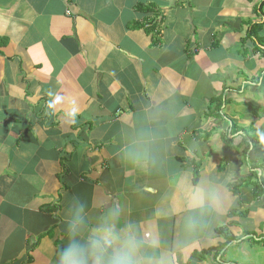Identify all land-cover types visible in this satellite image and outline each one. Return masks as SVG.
Wrapping results in <instances>:
<instances>
[{
    "label": "crops",
    "instance_id": "1",
    "mask_svg": "<svg viewBox=\"0 0 264 264\" xmlns=\"http://www.w3.org/2000/svg\"><path fill=\"white\" fill-rule=\"evenodd\" d=\"M261 132L264 0H0V264L78 206L140 264H264Z\"/></svg>",
    "mask_w": 264,
    "mask_h": 264
},
{
    "label": "clouds",
    "instance_id": "2",
    "mask_svg": "<svg viewBox=\"0 0 264 264\" xmlns=\"http://www.w3.org/2000/svg\"><path fill=\"white\" fill-rule=\"evenodd\" d=\"M260 136L264 139V132ZM84 224L83 207H74L68 218L67 242L57 251V264H140V240L134 226L118 230L111 218H101L95 231L81 238Z\"/></svg>",
    "mask_w": 264,
    "mask_h": 264
},
{
    "label": "trees",
    "instance_id": "3",
    "mask_svg": "<svg viewBox=\"0 0 264 264\" xmlns=\"http://www.w3.org/2000/svg\"><path fill=\"white\" fill-rule=\"evenodd\" d=\"M262 185H263V183L260 182V184H259V193L264 192L263 189H262ZM259 193H256V197L259 196ZM216 234L219 235V236H223L226 241L223 244L219 245V247L209 249V250L203 252L202 254H205V253H208V252H211V251L222 250V248L226 247L233 240V237L232 236L226 235V233L224 232L223 228L216 229Z\"/></svg>",
    "mask_w": 264,
    "mask_h": 264
}]
</instances>
